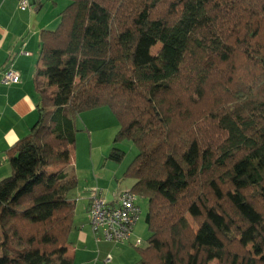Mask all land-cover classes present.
<instances>
[{"label":"trees","instance_id":"trees-1","mask_svg":"<svg viewBox=\"0 0 264 264\" xmlns=\"http://www.w3.org/2000/svg\"><path fill=\"white\" fill-rule=\"evenodd\" d=\"M66 1L39 32L36 120L5 152L0 264H73L65 168L103 105L147 200L134 264H264V0Z\"/></svg>","mask_w":264,"mask_h":264},{"label":"crops","instance_id":"crops-1","mask_svg":"<svg viewBox=\"0 0 264 264\" xmlns=\"http://www.w3.org/2000/svg\"><path fill=\"white\" fill-rule=\"evenodd\" d=\"M66 3V0H31L28 9L20 10L16 0H0V78L8 69L14 70L19 75L17 83L0 82V180L10 174L9 159L5 152L29 131L36 120L35 106L38 95L34 85V71L39 52V32L45 29L52 30L57 26L58 14ZM73 161L71 155V165L65 168L67 173H73L77 178V185L73 189L74 191L77 189L75 192L77 195H74L75 197L69 195L74 200L75 207L73 228L68 237L66 255L73 258V264H105L103 261L100 262V257L104 260L105 255L110 254L109 247L103 246L108 243L95 241L88 218L90 192L93 188L100 186L99 177H95L94 183L91 173L97 171L96 165L99 162L89 155L87 163L82 162L79 169L77 163L74 164ZM83 168L91 178L85 179L81 185L79 171ZM101 169L106 176L105 162ZM102 181L106 180L103 178ZM132 184L131 179L128 184L122 181L116 187L111 186V191L106 189L110 192L109 201L112 200L113 193L130 189ZM81 186L83 191L78 192ZM98 189L103 191L106 198L105 189L103 187ZM73 190L69 193L72 194ZM133 237L137 238L134 230ZM132 238L127 242L134 247ZM119 245H125V243ZM104 252L105 255H103ZM138 257L137 253V257H134L132 261L123 259L120 262H113L112 258L107 264H134Z\"/></svg>","mask_w":264,"mask_h":264},{"label":"rangeland","instance_id":"rangeland-1","mask_svg":"<svg viewBox=\"0 0 264 264\" xmlns=\"http://www.w3.org/2000/svg\"><path fill=\"white\" fill-rule=\"evenodd\" d=\"M159 47V44L152 46L150 49V53L155 54ZM75 123L77 131L75 135L74 147L71 150L72 159L74 160L73 162L74 164L77 163L80 169V165H82V162L84 164L87 163V158L89 157V155H91L93 160L97 159V162H99V164L96 165V172L91 171V175L93 177L92 179L94 182L95 177H99L100 186H98V188L103 187V189H105L104 191L106 194V198L109 200V190L111 191V186L116 187L118 184L122 183V181H124L125 184H128L130 182L131 179L123 177V173L132 161L133 157L136 155L137 149L128 137L115 140L120 125L111 108L107 105H103L98 108L81 113L76 118ZM113 147L119 148L124 152V155L120 161H114L108 158V154ZM103 162H105L106 165V176L103 175L104 171H102L101 169L103 167ZM79 173L81 185H83L85 179L91 178L85 168L79 171ZM103 178L106 181H102ZM105 185L106 187H104ZM76 190H73L72 194L69 193L68 195H77L75 194ZM82 191L83 186L80 187L78 192ZM137 203L141 207V214L134 226V235H136L137 238L142 239L143 242L141 244V247H143L149 234L147 225L145 223L147 200L145 198L138 197ZM132 239L134 240V237ZM106 243L108 244H103V246L107 245V247H109L110 255L114 259L113 262H120L121 260L123 261V259L132 261L134 257H137L138 250L135 248V246L133 247L132 245H129L128 242H124L125 245H119L124 243H115L112 241H107ZM122 246H124L125 248ZM103 255H105V252L103 253ZM102 261L103 260L100 257V262Z\"/></svg>","mask_w":264,"mask_h":264},{"label":"built area","instance_id":"built-area-1","mask_svg":"<svg viewBox=\"0 0 264 264\" xmlns=\"http://www.w3.org/2000/svg\"><path fill=\"white\" fill-rule=\"evenodd\" d=\"M20 10L30 7L31 0H16ZM19 75L12 69L3 72L0 82L3 84L17 83ZM88 205L89 225L95 241H112L124 243L132 238L134 226L141 214V207L137 203V195L130 189H123L112 194V200H107L103 191L93 188L90 192ZM142 239L134 238L133 245L140 246ZM107 254L103 262L111 261Z\"/></svg>","mask_w":264,"mask_h":264}]
</instances>
